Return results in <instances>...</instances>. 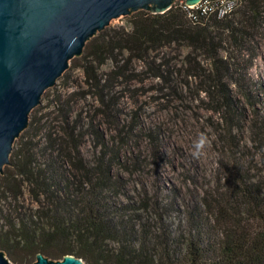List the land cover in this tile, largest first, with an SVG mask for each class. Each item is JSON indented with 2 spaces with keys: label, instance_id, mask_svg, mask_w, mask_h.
Wrapping results in <instances>:
<instances>
[{
  "label": "trees",
  "instance_id": "trees-1",
  "mask_svg": "<svg viewBox=\"0 0 264 264\" xmlns=\"http://www.w3.org/2000/svg\"><path fill=\"white\" fill-rule=\"evenodd\" d=\"M189 11L184 0H176L164 13L123 16L126 25H108L91 37L57 79L59 87L52 94L46 89V102L31 110L4 166L5 181L0 178V188L15 201L25 185L37 205L28 212L20 205L16 217L5 216L0 224V249L9 258L22 263L42 251L52 259L73 254L86 264H264V175L255 178L250 168L228 166L224 192L213 204L203 197L200 207H192L185 228L143 218L137 211L151 201L117 203L110 194L120 193V183L109 175L106 145L93 118L114 123L119 94L138 75L151 72L158 89L168 85L172 71L159 54L164 48L203 52L218 77L232 72L234 51L264 24V0H237L222 17L192 19ZM135 61L142 63L136 72ZM74 69L82 71L84 86L71 83ZM79 91L84 101H94L87 126L82 110L72 109ZM52 119L60 121L59 131ZM88 131L101 146L93 162L80 152ZM259 140L264 143V126Z\"/></svg>",
  "mask_w": 264,
  "mask_h": 264
},
{
  "label": "rangeland",
  "instance_id": "rangeland-1",
  "mask_svg": "<svg viewBox=\"0 0 264 264\" xmlns=\"http://www.w3.org/2000/svg\"><path fill=\"white\" fill-rule=\"evenodd\" d=\"M120 24L126 25L123 16L109 25ZM159 54L169 63L170 83L158 89L151 72L138 75L119 94L115 122L98 115L92 122L106 145L109 175L120 183V193H110L113 200L136 205L151 201L150 208L137 211L143 218L185 228L192 207H200L203 197L213 204L224 192L228 166L250 168L255 178L264 175V143L259 140L264 126V24L234 51L232 72L218 77L201 51L173 45ZM132 65L136 72L142 63ZM71 77V83L84 86L80 69L72 70ZM58 87L57 80L47 91L52 94ZM45 102L42 96L41 104ZM92 104L89 97L83 100L82 91L73 96L72 109L82 110L85 126ZM51 125L60 130L59 120L52 119ZM80 152L88 162L101 155L92 131L83 138ZM4 175L0 173L1 182ZM22 192L15 201L4 186L0 188V224L5 223V216L16 217L22 204V212L37 206L25 185ZM11 256L17 260L21 254L12 252ZM9 259L31 264L36 258L22 263Z\"/></svg>",
  "mask_w": 264,
  "mask_h": 264
},
{
  "label": "water",
  "instance_id": "water-1",
  "mask_svg": "<svg viewBox=\"0 0 264 264\" xmlns=\"http://www.w3.org/2000/svg\"><path fill=\"white\" fill-rule=\"evenodd\" d=\"M176 0H0V173L15 139L46 89L111 20L145 10L164 13ZM200 0H184L188 6ZM3 174V173H2ZM31 264H86L73 254ZM0 264H15L0 250Z\"/></svg>",
  "mask_w": 264,
  "mask_h": 264
},
{
  "label": "built area",
  "instance_id": "built-area-1",
  "mask_svg": "<svg viewBox=\"0 0 264 264\" xmlns=\"http://www.w3.org/2000/svg\"><path fill=\"white\" fill-rule=\"evenodd\" d=\"M237 0H200L194 5L187 6L189 11V16L192 19H196L201 15L216 14L218 17H222L235 7Z\"/></svg>",
  "mask_w": 264,
  "mask_h": 264
}]
</instances>
